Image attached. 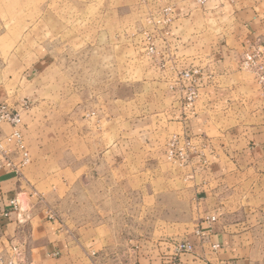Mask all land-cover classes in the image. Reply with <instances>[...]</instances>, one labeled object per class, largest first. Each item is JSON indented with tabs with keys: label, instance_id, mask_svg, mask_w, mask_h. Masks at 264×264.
Segmentation results:
<instances>
[{
	"label": "rangeland",
	"instance_id": "374dc122",
	"mask_svg": "<svg viewBox=\"0 0 264 264\" xmlns=\"http://www.w3.org/2000/svg\"><path fill=\"white\" fill-rule=\"evenodd\" d=\"M199 6L208 8V0H0V102L29 101L22 114L30 154L26 191L19 196L24 211V198L40 202L41 197L33 207L52 214L51 221L72 229L77 238L84 236V243L93 230L103 243L110 230L125 243L127 226L139 210L128 204L137 191L128 188L135 180L149 184L147 217L154 237L158 209H164L156 202L163 182L180 187L183 209L188 211L191 201L197 206L201 195L195 181L204 173L192 167L195 143L191 140L187 162L167 155L173 133L191 137L187 126L176 127L163 115L176 100L177 87L166 86L158 55L173 51L163 36L177 35L180 50L174 48L182 59L175 82H182L178 72L183 70L199 74L208 54V10ZM173 18H180L175 26ZM252 45L264 42L255 40L247 50ZM240 70L264 95L254 75ZM198 95L190 101L186 93L179 100L186 105ZM253 111L245 109L243 115ZM109 143L116 153L103 155ZM103 165L121 168L112 179L116 188L97 180L94 167ZM109 194L116 204L108 203ZM196 209L189 221L193 228L202 216Z\"/></svg>",
	"mask_w": 264,
	"mask_h": 264
},
{
	"label": "crops",
	"instance_id": "0c3cea01",
	"mask_svg": "<svg viewBox=\"0 0 264 264\" xmlns=\"http://www.w3.org/2000/svg\"><path fill=\"white\" fill-rule=\"evenodd\" d=\"M200 8L208 10V54L194 81L199 94L196 100L186 105L179 100L181 95L185 97L190 82H175V67L178 69L177 62L182 59L175 51L181 45L177 35L170 39L163 36L162 43L173 46V51L158 55L166 86L170 90L177 87L176 100L163 115L176 127L187 126L197 149L192 167L204 173V178L195 181L201 195L197 206L189 199L188 211L183 209L180 187L163 182L156 202L164 209H158L154 237L147 217L149 184L135 180L128 188L137 191L128 204L139 210L127 226L125 243H120L121 237L111 230L108 243H103L102 234L93 230L86 244L84 236L77 238L72 229H63L48 219L44 210L33 207L40 203L33 196L24 198L28 208L23 215L11 212L3 217L6 199H20L28 181L27 167L21 170L22 177L4 167L0 170V255L6 260L12 255L10 246H17L27 264H176L178 258L168 255L174 254L175 243L188 239L194 249L191 254L180 255L181 264H264V95L239 66L252 42H264V0H208V8ZM202 13L207 17L206 11ZM178 20L170 23L175 26ZM245 109L254 111L245 116ZM2 128L9 130L6 125ZM114 145L109 143L102 154H115ZM94 169L99 182H108L110 190L116 188L112 179L121 168L103 165ZM110 194L108 203L116 204ZM193 206L198 217L202 215L199 223L206 231L203 241L194 236V224L189 222L195 218ZM185 215H189L188 222L182 223ZM208 216H215L216 221L208 225ZM212 243H218V249L213 250Z\"/></svg>",
	"mask_w": 264,
	"mask_h": 264
},
{
	"label": "built area",
	"instance_id": "2783aa9c",
	"mask_svg": "<svg viewBox=\"0 0 264 264\" xmlns=\"http://www.w3.org/2000/svg\"><path fill=\"white\" fill-rule=\"evenodd\" d=\"M148 51L153 54L155 52L154 47L150 44ZM239 66L242 69L250 71L259 86V90L264 93V46L252 45L242 56ZM198 74L197 69L183 70L178 72L180 80L189 81L190 85L187 86V100H193L196 96V87L194 81ZM29 107V101L27 99H21L16 106L10 105L6 101L0 102V170L4 167L13 170L16 175H21V170L29 163L30 155L27 145L24 140L22 131V114L26 112ZM7 125L9 130L3 131L2 126ZM194 149L191 139L184 134L173 133L168 141L167 155L170 159L179 156V159L187 162L188 154ZM39 201L42 199L39 197ZM7 208L2 212L3 217H7L9 213L16 212L17 216L23 215L24 209L22 202L18 196H13L6 199ZM49 219H52V214H48ZM19 222L22 219H17ZM206 222H215V216L206 217ZM208 228H210L208 226ZM194 236L200 241H203L206 236V231L203 229L201 222L193 230ZM218 243H212L211 248L213 250L218 249ZM194 249L193 243L188 239H183L175 243L174 255L178 260L176 264H181L179 260L180 255L191 254ZM12 252L11 257L6 260L0 255V264H27L25 258L20 252L17 246H10ZM171 262V261H169ZM173 263V260L172 262Z\"/></svg>",
	"mask_w": 264,
	"mask_h": 264
}]
</instances>
